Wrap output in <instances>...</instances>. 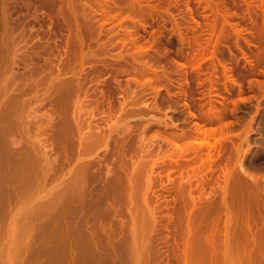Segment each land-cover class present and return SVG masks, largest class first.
<instances>
[{
  "label": "rangeland",
  "instance_id": "374dc122",
  "mask_svg": "<svg viewBox=\"0 0 264 264\" xmlns=\"http://www.w3.org/2000/svg\"><path fill=\"white\" fill-rule=\"evenodd\" d=\"M121 261L264 264V0H0V264Z\"/></svg>",
  "mask_w": 264,
  "mask_h": 264
},
{
  "label": "bare ground",
  "instance_id": "6f19581e",
  "mask_svg": "<svg viewBox=\"0 0 264 264\" xmlns=\"http://www.w3.org/2000/svg\"><path fill=\"white\" fill-rule=\"evenodd\" d=\"M117 210H119V209H117ZM117 213H118V212H117ZM118 214H119V213H118ZM124 228H125V227H124ZM100 230H101V229H100ZM123 230H124V229H123ZM119 231H120V230H119ZM124 231H125V230H124ZM127 231H128V230H127ZM125 232H126V231H125ZM131 232H132V231H131ZM116 233H117V231H116ZM123 233H124V232H123ZM134 233H135V232H134ZM134 233H133V234H134ZM125 234H126V233H125ZM128 234H129V233H128ZM103 235H104V234H103ZM120 235H121V233H120ZM131 235H132V234H131ZM128 236H129V235H128ZM133 236H134V235H132V238H133ZM97 237H100V236H97ZM120 237H122V236H120ZM126 237H127V236H126ZM123 238H125V237H123ZM134 238H136V237H134ZM128 239H129V238H128ZM255 239H257V238H255ZM84 240H85V239H84ZM86 240H87V239H86ZM86 240H85V241H86ZM102 240H103V239H102ZM102 240H101V241H102ZM105 240H106V239H105ZM122 240H123V239H122ZM124 240H125V239H124ZM130 240H131V238H130ZM130 240H129L128 242H130ZM133 240H134V239H133ZM261 240H262V239H260V241H261ZM134 241H135V240H134ZM97 242H99V241H97ZM120 242H122V241H120ZM101 243H104V242H101ZM101 243H100V245H101ZM124 243H125V242H124ZM133 243H134V242H133ZM133 243H132V244H133ZM258 243H259V242H258ZM83 244H84V243H83ZM83 244H82V245H83ZM93 244H94V243H93ZM135 244H136V245H134V244H133V245H134L135 247H137V243H136V242H135ZM256 244H257V243H256ZM259 244H260V243H259ZM87 245H88V243H87ZM89 245H90V244H89ZM104 245H105V244H104ZM129 245H130V244H129ZM257 245H258V244H257ZM257 245H256V246H257ZM90 246H91V245H90ZM90 246H89V247H90ZM115 246H116V244H115ZM118 246H119V245H118ZM75 247H77V246H75ZM84 247H85V246H84ZM122 247H123V245H122ZM124 247H125V246H124ZM126 247H127V246H126ZM97 248H99V246H97ZM101 248H102V247H101ZM131 248H132V247H131ZM122 249H123V248H122ZM127 249H128V248H127ZM127 249H125V250H127ZM129 249H130V248H129ZM95 250H96V249H95ZM102 250H103V249H102ZM104 250H105V249H104ZM106 250H107V249H106ZM109 250H110V248H109ZM119 250H120V249H118L117 252H119ZM134 250L136 251V249H134ZM85 251H86V249H85ZM107 251H108V250H107ZM111 251H112V250H111ZM111 251H110V252H111ZM135 251H134V252H135ZM88 252H89V251H88ZM88 252H87V253H88ZM108 252H109V251H108ZM120 252H121V251H120ZM124 252H126V251H124ZM124 252H123V253H124ZM88 254H89V253H88ZM100 254H101V253H100ZM105 255H107V254H105ZM118 255H119V254H118ZM118 255H117V257H118ZM124 255H125V254H124ZM119 256H121V255H119ZM122 256H123V254H122ZM125 256H126V255H125ZM130 257H131V255H130ZM118 258H120V257H118ZM123 258H124V257H123ZM125 258H126V257H125ZM108 260H109V259H108ZM120 260H123V259L120 258ZM124 260H125V259H124ZM130 260H131V259H130ZM109 261H112V260H109ZM128 261H129V260H128ZM126 262H127V261H126ZM131 262H132V261H131ZM117 264H119V262H118ZM121 264H124V263H122V261H121Z\"/></svg>",
  "mask_w": 264,
  "mask_h": 264
}]
</instances>
